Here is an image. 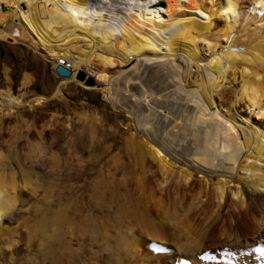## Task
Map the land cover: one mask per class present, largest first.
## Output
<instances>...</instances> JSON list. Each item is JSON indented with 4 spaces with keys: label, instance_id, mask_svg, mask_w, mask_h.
Wrapping results in <instances>:
<instances>
[{
    "label": "bare ground",
    "instance_id": "1",
    "mask_svg": "<svg viewBox=\"0 0 264 264\" xmlns=\"http://www.w3.org/2000/svg\"><path fill=\"white\" fill-rule=\"evenodd\" d=\"M262 3L0 0V39L27 41L54 69L69 70L51 97L65 102L63 86L75 82L128 112L111 134L119 143L96 131L111 128L107 119L82 112L73 121L49 118L22 145L9 138L0 209L13 199L15 207L0 215V264H264ZM160 57L172 68L156 62L161 69L142 76L141 59ZM168 85L172 117L151 121L146 97ZM25 102L0 90V134L5 113ZM69 205L74 221L91 213L108 235L73 229L48 241L27 228L37 206L52 216Z\"/></svg>",
    "mask_w": 264,
    "mask_h": 264
},
{
    "label": "rangeland",
    "instance_id": "2",
    "mask_svg": "<svg viewBox=\"0 0 264 264\" xmlns=\"http://www.w3.org/2000/svg\"><path fill=\"white\" fill-rule=\"evenodd\" d=\"M8 8H9L8 6H4L3 8H1V11L5 13L6 11H8ZM19 31L20 28H18L17 32L19 33ZM119 33L121 35V30H118V34ZM214 49L220 50L221 49L220 45L216 44ZM161 60L163 61L164 57H160L151 62L141 59L140 62L141 64L139 63L140 64L139 69L141 70L142 65L146 66L144 68L142 66V69L143 70L145 69L144 70L145 73H143L144 71L141 70L142 76H145L146 73L152 69L153 70L156 68L161 69V67L158 66L157 64H161V66L166 65L167 67L172 68V63L168 59L164 60L163 62H161ZM145 61L146 63L144 64ZM133 63H134V59H131L127 64H125L123 66L124 71L126 69L128 70V68H130L133 65ZM147 63L151 65H148ZM149 67L151 68L149 69ZM238 70L239 68H237L235 72L236 77H238L239 75ZM25 73L29 74L30 79L28 83L22 87L21 80ZM62 78L65 77L57 74L55 72V69L52 67V63L48 59L44 58L39 52L34 50L28 44L27 41H23L22 39L11 41L9 37H6L5 39H0V90L9 89L12 93L16 95L21 93V98L23 100H26V102L23 105L19 106L17 110L9 112L7 114L5 113V115L3 116L2 131L0 134L1 137L2 136L3 137L2 139L0 137V152L6 153L7 144L10 142L9 138L12 139L13 133H15V141L18 144L22 145L24 143V136L27 135L29 136V138L30 137L32 138L33 134L38 129V127L40 128L44 124V122L47 121L49 118L55 117L57 119H60L59 121H64V122H66L67 120L73 121L76 120L77 115H80L81 112L87 115L90 114L89 116H93L94 114H97L98 116L104 117L103 118L104 120L107 119L105 123L108 124L110 123L112 125L111 128H109V126L107 125L102 128L98 126L97 127L98 130L96 128V131L104 134L105 140L110 139L115 141V143H119L117 137L111 136V134L112 132L118 133L116 131L120 130V122H122V120H124L127 117L128 112L125 111L127 109H125V107H124L125 110L122 109L123 106L119 104H117V106L119 105L118 107L116 106L117 108L114 107L113 103L108 101L109 99L104 98L103 96L104 93L100 88L96 87L93 89L92 88L86 89L75 82H69L66 84V86H63L64 96L66 97V98L64 97L65 102H63L64 100L61 101L62 99H58V97L56 96L51 97V95L55 92ZM172 80L173 79L170 77L167 79L168 83L173 85ZM29 83H31L30 86H28ZM172 85L171 87L168 85L170 89H168L169 88L168 86H164V89H162L164 93L162 90L160 91V93L164 96L166 95V97H163L162 95H160V93L154 94L155 96L152 95L153 94L152 93L150 94L151 96L146 97L148 99V103L150 100L152 102V103L150 102L151 104H148L149 106L152 105L150 107L151 109L158 108V105L163 104V102L158 104V101H163V100H164V104L160 105L161 109L165 106L167 107V108L166 107L163 108L162 111L160 112L158 111L159 112L158 114H156L157 111L153 109L151 114V121L166 120L164 122L168 123V121L171 119L172 116L170 113L169 114L167 113L168 111H166V109L168 110L170 103L173 102V100H171L172 98L170 99V97L167 96L169 94V93L167 94V92H171L173 90V89L171 90V88H174ZM135 87H137L138 91L143 89V86L140 87V85ZM36 95H42L44 96L45 99L43 98L39 103L34 104L32 100ZM130 97L131 99H133V97L135 96L130 95ZM150 97L152 98L150 99ZM140 98L141 97H139V100ZM165 98H169V99H165ZM153 102H155L156 104ZM156 105L157 107H155ZM160 106L158 108L159 110H160ZM162 116H164L165 119ZM115 128L116 130L112 131V129ZM166 128L169 129V126L167 125ZM172 129L174 131L177 130L176 127ZM43 132L45 133V134L42 133L44 134L43 137L44 139L46 137L47 140L46 134L49 133L48 128L44 129ZM59 138L57 139L58 141L57 140L55 141V145L57 144L56 147L62 149V147L65 145V140H63V137H59ZM183 138L182 141L178 140V142L180 144L185 145L187 143L188 137H183ZM61 145L63 146L61 147ZM11 167L15 168V170L17 169L16 168L17 165L14 163H11Z\"/></svg>",
    "mask_w": 264,
    "mask_h": 264
},
{
    "label": "clouds",
    "instance_id": "3",
    "mask_svg": "<svg viewBox=\"0 0 264 264\" xmlns=\"http://www.w3.org/2000/svg\"><path fill=\"white\" fill-rule=\"evenodd\" d=\"M260 6L264 7V3ZM12 139L15 140V133L12 134ZM6 158V155L3 152H0V162H3ZM0 176H3L2 169H0ZM44 199L46 202L50 203L51 192L46 193ZM4 203L7 207L0 209V215H3L5 211H9L11 208L15 207L14 199L11 201L6 200ZM70 209L71 205L59 210L52 216H48L40 206H37V218L34 219L27 228L31 229L34 236L39 235L48 241L57 240V238L63 236L65 232L71 236L73 234V229L79 230L80 235H90L93 239H95L98 234H102L105 237L108 235L103 220H97L91 213H89L83 215L77 222L68 214Z\"/></svg>",
    "mask_w": 264,
    "mask_h": 264
},
{
    "label": "water",
    "instance_id": "4",
    "mask_svg": "<svg viewBox=\"0 0 264 264\" xmlns=\"http://www.w3.org/2000/svg\"><path fill=\"white\" fill-rule=\"evenodd\" d=\"M55 71L59 75H67L69 73V70L66 67H64L63 65H60V64H58L55 67ZM82 76H83L82 72H78L77 75H76L77 78H82ZM84 82L86 84H92L93 80H92L91 77H87V78H85Z\"/></svg>",
    "mask_w": 264,
    "mask_h": 264
},
{
    "label": "crops",
    "instance_id": "5",
    "mask_svg": "<svg viewBox=\"0 0 264 264\" xmlns=\"http://www.w3.org/2000/svg\"><path fill=\"white\" fill-rule=\"evenodd\" d=\"M30 85H31V83L28 84V86H30Z\"/></svg>",
    "mask_w": 264,
    "mask_h": 264
}]
</instances>
